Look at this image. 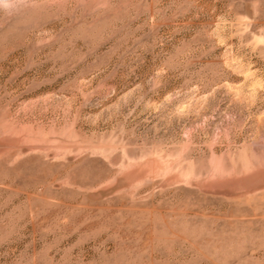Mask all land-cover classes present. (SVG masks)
<instances>
[{"label":"rangeland","instance_id":"374dc122","mask_svg":"<svg viewBox=\"0 0 264 264\" xmlns=\"http://www.w3.org/2000/svg\"><path fill=\"white\" fill-rule=\"evenodd\" d=\"M0 264H264V0L0 10Z\"/></svg>","mask_w":264,"mask_h":264},{"label":"clouds","instance_id":"9594fccd","mask_svg":"<svg viewBox=\"0 0 264 264\" xmlns=\"http://www.w3.org/2000/svg\"><path fill=\"white\" fill-rule=\"evenodd\" d=\"M22 3L23 0H0V10L14 14Z\"/></svg>","mask_w":264,"mask_h":264}]
</instances>
